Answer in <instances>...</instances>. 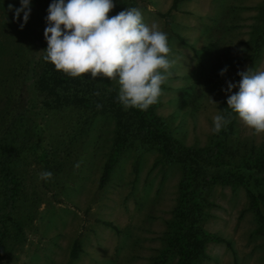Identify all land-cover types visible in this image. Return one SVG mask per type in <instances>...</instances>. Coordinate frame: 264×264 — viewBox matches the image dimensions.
<instances>
[{"label": "rangeland", "instance_id": "obj_1", "mask_svg": "<svg viewBox=\"0 0 264 264\" xmlns=\"http://www.w3.org/2000/svg\"><path fill=\"white\" fill-rule=\"evenodd\" d=\"M29 2L21 29L23 12L14 20L20 0H0V149H18L0 166V264H177L169 224L179 202L180 164L139 132L117 100L116 81L58 72L61 82L45 83L46 70H56L35 53L47 48L52 0ZM113 3L110 17L136 7L168 35L176 63L149 110L173 140L203 148L222 139L225 160L236 166L255 158L252 149L264 151V134L253 135L235 114L226 132H211L212 117L228 109L227 82L238 83L237 72L251 61L253 72L264 70V42L256 54L254 48L264 0H182L168 18L161 15L172 0ZM106 164L112 170L100 188ZM42 171L52 179L40 180ZM206 199L211 206L199 227L219 241L205 243L199 264H264V231L246 188L218 181ZM75 240L80 252L70 259Z\"/></svg>", "mask_w": 264, "mask_h": 264}, {"label": "clouds", "instance_id": "obj_2", "mask_svg": "<svg viewBox=\"0 0 264 264\" xmlns=\"http://www.w3.org/2000/svg\"><path fill=\"white\" fill-rule=\"evenodd\" d=\"M113 0H52L46 16L44 39L47 48L35 53L57 72L70 78L98 76L118 85L117 100L122 107L147 111L158 103L162 85L172 76L175 61L170 59L168 35L158 22L148 23L140 9L131 7L114 16ZM9 10L12 6L9 5ZM29 0H20L14 20L23 12L21 29L30 14ZM227 68L221 70L223 76ZM239 82H227L226 116L212 117V134L230 123L232 114L253 135L264 134V70L238 71ZM233 89H238L233 93ZM99 95V92L94 93ZM209 98V97H208ZM213 104H216L209 98ZM99 108L100 105H97ZM74 167H79L77 163ZM42 171L39 179H52Z\"/></svg>", "mask_w": 264, "mask_h": 264}, {"label": "trees", "instance_id": "obj_3", "mask_svg": "<svg viewBox=\"0 0 264 264\" xmlns=\"http://www.w3.org/2000/svg\"><path fill=\"white\" fill-rule=\"evenodd\" d=\"M182 0H172L171 7L164 18L170 17L172 11H176ZM168 23V22H167ZM262 30L257 36L254 44L255 54L264 42V18ZM252 70L253 61L248 66ZM51 74L49 82L59 83L62 77L54 70H46L45 74ZM231 110L225 109L224 115H228ZM132 120L138 124V128L144 135L150 136V145L161 152L165 159L177 161L181 166V179L179 182V202L175 210V217L170 226L169 250L178 254L177 264H199L204 254L206 242L219 241L218 237L210 236L199 227V223L206 218L205 210L211 206L206 199L207 188L220 181L223 184L243 185L250 196L251 206L255 211L259 229L264 231V151L252 149L255 156L251 161L244 158L242 165L236 166L231 161L225 160L224 141L218 139L203 148L186 147L173 140L161 128V122L151 110L140 111L129 109ZM231 123V118H230ZM230 123L224 127L228 128ZM15 132L16 128L11 127L8 132ZM22 130V129H21ZM21 133H26V129ZM9 144L6 150L0 149L1 165L8 164L16 155L17 150ZM9 149L15 153H9ZM253 156V157H254ZM224 175H221V171ZM112 166L106 164L100 179L99 187L102 188L108 180ZM8 204V202L6 203ZM112 227L111 223H106ZM78 241L73 242L70 251V259H76L79 254Z\"/></svg>", "mask_w": 264, "mask_h": 264}]
</instances>
